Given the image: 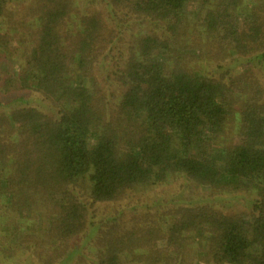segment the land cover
Here are the masks:
<instances>
[{"label":"trees","instance_id":"16d2710c","mask_svg":"<svg viewBox=\"0 0 264 264\" xmlns=\"http://www.w3.org/2000/svg\"><path fill=\"white\" fill-rule=\"evenodd\" d=\"M83 3L32 1L14 74L0 0V264H264V0ZM181 178L260 198L103 212Z\"/></svg>","mask_w":264,"mask_h":264},{"label":"rangeland","instance_id":"374dc122","mask_svg":"<svg viewBox=\"0 0 264 264\" xmlns=\"http://www.w3.org/2000/svg\"><path fill=\"white\" fill-rule=\"evenodd\" d=\"M34 0H8V8L15 14V18L19 20L16 25L19 29L18 31H14V29H10L9 36L12 40V50H16V57L9 63V67L14 74H18L21 68L20 60L18 55L20 51H22V47H24V37H21L22 32L26 31L25 29V21L24 15H26L27 8ZM80 5H84L83 0H78ZM14 25V26H16ZM10 28L6 19H0V34H3ZM28 31L25 33L27 34ZM21 35V36H20ZM10 56V55H9ZM27 56V55H26ZM235 58V57H233ZM232 58V59H233ZM230 60L231 70L233 72H240L244 70H251L244 61L232 62ZM101 73L100 75H107L110 65V59L102 60L101 63ZM29 102L32 105L43 108L47 111L49 108L48 103L41 100L40 95L32 93V92H24ZM2 97L0 98V100ZM8 185V180L3 184H0V190L4 191V188ZM260 196L257 195L256 192L249 191H238L235 193L230 192H222L215 191L210 189L209 187H198L189 182L188 180L181 178L174 182H171L166 185L158 186L153 188L145 195L133 196L126 200L125 202H121L111 206H105L103 212L112 213V210H126V209H134L135 207L147 208V207H156V206H170L171 204H189V205H209L210 207L221 211L223 214H250L252 213V203L259 199ZM129 204V205H128ZM171 207V206H170ZM101 210V209H100ZM79 242L74 241L72 243L71 253L65 257L64 261L61 264H73L74 259L77 254L81 252V248L79 247ZM82 253H86L83 251ZM26 260V261H25ZM25 262L22 264H31L27 258H25Z\"/></svg>","mask_w":264,"mask_h":264}]
</instances>
